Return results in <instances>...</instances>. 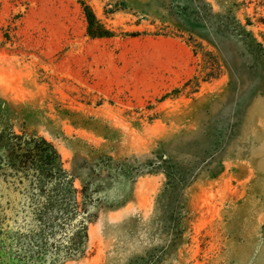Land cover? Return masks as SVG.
Masks as SVG:
<instances>
[{
    "label": "rangeland",
    "instance_id": "obj_1",
    "mask_svg": "<svg viewBox=\"0 0 264 264\" xmlns=\"http://www.w3.org/2000/svg\"><path fill=\"white\" fill-rule=\"evenodd\" d=\"M12 133L78 191L88 239L61 264H264V0H0ZM19 177L0 165V264H52Z\"/></svg>",
    "mask_w": 264,
    "mask_h": 264
},
{
    "label": "trees",
    "instance_id": "obj_2",
    "mask_svg": "<svg viewBox=\"0 0 264 264\" xmlns=\"http://www.w3.org/2000/svg\"><path fill=\"white\" fill-rule=\"evenodd\" d=\"M85 12L90 35H113L99 24L88 6ZM6 138L7 147L3 148L4 134H0V165L13 168L29 189L26 201L31 210L26 225L30 226L31 241L52 264L79 256L88 239V228L77 200L78 191L63 168L61 156L44 137L12 133Z\"/></svg>",
    "mask_w": 264,
    "mask_h": 264
}]
</instances>
